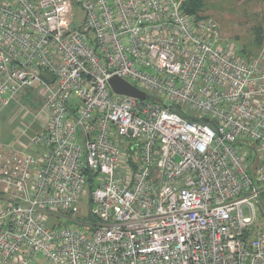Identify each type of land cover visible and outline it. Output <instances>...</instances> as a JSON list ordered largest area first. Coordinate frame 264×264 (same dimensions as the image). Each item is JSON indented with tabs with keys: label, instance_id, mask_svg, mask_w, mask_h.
<instances>
[{
	"label": "built area",
	"instance_id": "2783aa9c",
	"mask_svg": "<svg viewBox=\"0 0 264 264\" xmlns=\"http://www.w3.org/2000/svg\"><path fill=\"white\" fill-rule=\"evenodd\" d=\"M184 2L0 0V110L49 113L36 152L0 144V264H264V42Z\"/></svg>",
	"mask_w": 264,
	"mask_h": 264
},
{
	"label": "rangeland",
	"instance_id": "374dc122",
	"mask_svg": "<svg viewBox=\"0 0 264 264\" xmlns=\"http://www.w3.org/2000/svg\"><path fill=\"white\" fill-rule=\"evenodd\" d=\"M199 15L216 19L221 26L223 38L235 41L239 51L244 47L254 50L256 32L259 28L264 30V0H205ZM83 19L84 12L81 9L75 10L76 24H80ZM13 102L17 109L15 113L18 112L17 126L21 124L23 128H28L22 140L28 139L30 133L38 131L42 122H46L49 116L48 111L43 107L44 98L38 90L25 89L14 98ZM190 110L185 109V113L189 117H197V114ZM256 147V144H251L249 148H245V155L252 157ZM88 207L89 201L86 198L82 200L81 208L86 211ZM245 211L247 212V209ZM63 224L67 225V222L64 221ZM253 229L255 231L264 229V214L259 208ZM33 264H47V262L39 258Z\"/></svg>",
	"mask_w": 264,
	"mask_h": 264
},
{
	"label": "crops",
	"instance_id": "0c3cea01",
	"mask_svg": "<svg viewBox=\"0 0 264 264\" xmlns=\"http://www.w3.org/2000/svg\"><path fill=\"white\" fill-rule=\"evenodd\" d=\"M16 110V105L13 101L5 108L0 110V144H5L6 146H14L20 142L27 148L36 152L37 148L33 143V139L36 137V135L46 130L49 122V117H47L46 122H42L38 131H32L30 133V138H26L27 140H22L25 136L24 133L28 130V128H23L21 124L17 126L18 118L16 114H18V112L15 113Z\"/></svg>",
	"mask_w": 264,
	"mask_h": 264
},
{
	"label": "trees",
	"instance_id": "16d2710c",
	"mask_svg": "<svg viewBox=\"0 0 264 264\" xmlns=\"http://www.w3.org/2000/svg\"><path fill=\"white\" fill-rule=\"evenodd\" d=\"M204 2L205 0H185V2L183 3V9L190 16H202L199 15V13L202 11V8L204 7ZM203 17H207V16H203ZM263 42H264V30L263 28H259L256 32V36L253 43L254 50L252 49L249 50L248 47H244L240 51L241 55L243 57H246L247 59H250L253 55H255L258 52ZM88 219H91V217H88Z\"/></svg>",
	"mask_w": 264,
	"mask_h": 264
},
{
	"label": "water",
	"instance_id": "95a60500",
	"mask_svg": "<svg viewBox=\"0 0 264 264\" xmlns=\"http://www.w3.org/2000/svg\"><path fill=\"white\" fill-rule=\"evenodd\" d=\"M110 85L113 91L118 95H124L127 97L136 98L139 100H144L147 97L145 92L140 91L136 87L132 86L128 82L118 77L112 78L110 80ZM203 121L208 122V119H204Z\"/></svg>",
	"mask_w": 264,
	"mask_h": 264
}]
</instances>
